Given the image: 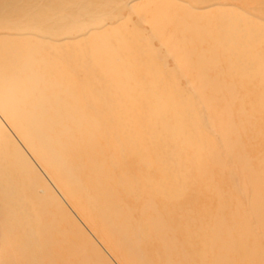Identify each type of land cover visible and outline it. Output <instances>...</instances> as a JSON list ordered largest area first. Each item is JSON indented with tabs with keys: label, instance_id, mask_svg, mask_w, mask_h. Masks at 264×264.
<instances>
[{
	"label": "bare ground",
	"instance_id": "1",
	"mask_svg": "<svg viewBox=\"0 0 264 264\" xmlns=\"http://www.w3.org/2000/svg\"><path fill=\"white\" fill-rule=\"evenodd\" d=\"M117 1L0 0V27H18L26 21L47 31L70 29L82 24L83 19L110 8ZM191 2L207 6L205 9L197 8ZM212 2H216V5H212ZM256 12L258 18L254 17ZM247 14L250 16H246ZM138 15L140 18H152L155 34L160 38L166 36L162 32L167 27L176 33L188 32L190 40L186 43V49L189 54L198 50V43L205 40L210 45V50H206L207 55L218 54L220 60L222 56V69L230 73L251 71L258 74L263 83L252 89L256 99L264 100V0H175L170 5L163 3L153 8L139 9ZM105 44H109L108 37L103 36L93 40L91 46L99 49ZM43 49L37 43L19 47L15 43L0 42V58L6 59L1 64L9 71L34 73L37 68L47 72L54 71L52 69L56 58L52 50ZM192 58L187 57L186 60ZM197 61L199 63L202 59ZM111 67L116 70L114 73L120 75L117 71L121 67L117 51L114 52ZM20 75H10L8 83L11 85L6 88L5 100L8 99L12 111L6 114L0 110V126L7 130L6 138L0 137V239L10 237L9 249L13 252V258H6L4 261L8 264H264V161L261 164H251L253 152L251 149L248 152L245 143L229 129L234 125L231 110L218 117L217 126L223 131L227 144L238 145L233 155H230L243 173L241 194L231 187L222 170H209L212 165L209 166L205 161L206 153L211 151L212 162L217 164L223 162L220 152L199 145V149H191L185 154L187 160L197 159L201 164V168L195 173L198 186L190 197L174 198L172 201L176 204L170 210L162 212L145 183L140 182L128 196L115 180H108L107 185L93 186L90 196V206L98 210L97 214L88 216L91 222L97 220L99 227L94 228L81 216L85 203L76 189L60 176L61 181L51 188L50 182L48 184L43 180L34 168V164L43 162L39 152L48 156L58 174L60 170L57 169L61 168L62 163L60 164L61 158L56 153H49L42 138L40 141L35 134V119L25 118L26 114L22 115L21 112L23 108L11 98L14 91L19 92L24 107L31 95L36 94L40 98L36 101L41 103L42 112L47 108L43 90L28 86V80L22 79ZM38 77L43 82L42 72ZM218 77L215 89L204 94L206 104L209 107L217 104L231 107L230 104L237 99L236 90L229 86L234 83L233 77L228 78L225 74H219ZM113 86L115 92L110 96L115 94L113 99L118 106H123L120 103L122 99L137 98L129 95V89L136 91V95L149 91L142 88L141 84L131 81L128 76H121L117 82L113 81ZM85 88L88 90V86ZM225 89L231 92L224 93ZM152 90L154 94L159 93L157 89ZM166 98L165 96L162 103L154 98L155 101L148 107L150 110L153 108V115L164 111ZM70 103L73 108L68 105L66 110L74 118L82 108L83 98ZM171 103L175 107L173 98ZM247 103L254 104L255 101L249 100ZM141 108L140 100L122 112L130 115L129 120L132 122L129 131L142 142L140 149L143 151L148 140L159 136V133L155 128L149 129L155 120L153 117H144V109ZM116 110L117 108L104 111L105 114L115 116ZM42 112L40 118L43 117ZM176 113L175 111L174 115ZM8 116L13 118L12 122ZM74 122L84 135L92 137L94 131L85 122ZM18 125L23 133L29 134V129L32 130L31 135L34 134L33 138L39 142L38 149L24 142L22 132L16 131L15 126ZM262 125L264 124H257L259 128ZM145 127L150 130L149 134L144 131ZM188 134L199 136L198 131ZM13 135L18 142L12 143L10 139ZM160 138L162 139V134ZM62 139L61 144L69 141L77 149L82 147L83 151L85 148L83 141H80L83 139L80 133L79 137H75L67 131ZM77 139L79 142H76ZM188 139L185 134L180 136V140ZM88 142L93 149L99 144L97 136ZM248 142V147L255 146L261 139L253 138ZM114 151L117 152V148L114 147ZM115 157L119 158L118 155ZM130 158V167L134 171H151L147 167L150 163L163 164L156 156L146 159L135 154ZM109 162L110 164L103 159L104 171L106 166L111 165V161ZM97 163L102 165L101 162ZM64 171L70 173L66 167ZM107 172L113 173V170L107 168ZM37 188L42 189L36 193ZM72 211L76 212V216L71 214ZM79 217L85 221L84 228L81 227ZM46 219L50 220L47 224L55 225L57 222L60 226L57 235H54L51 254L47 249L51 237L44 229ZM29 229L30 232H21Z\"/></svg>",
	"mask_w": 264,
	"mask_h": 264
},
{
	"label": "rangeland",
	"instance_id": "2",
	"mask_svg": "<svg viewBox=\"0 0 264 264\" xmlns=\"http://www.w3.org/2000/svg\"><path fill=\"white\" fill-rule=\"evenodd\" d=\"M173 1L175 0H118L110 8L95 13L88 19H83V23L77 27L65 30L47 31L26 21L18 27H0V42L15 43L19 47L37 43L44 48L43 50H52L56 58L52 69L54 71L47 72L37 68L34 73L22 72V70L9 71L2 66L6 59L0 58V110L6 114L12 111L9 108L8 99L5 100L6 88L11 85L8 83L10 75L21 74L22 79L28 80V86L36 87L35 90H43L44 103L47 105L43 112L41 103L36 101V99L40 100L36 94L31 95L28 104L24 107L21 94L17 91L11 94V98L16 101L15 104L23 108L22 115L26 114L25 118L35 119L37 128L35 134L40 141L42 138L49 153L52 155L56 153L61 158L62 166L57 169L60 170L59 174L48 160V156L41 152L39 155L42 156L43 162L34 164V168L43 180L50 182L51 188L61 181L59 176L66 179L85 203L81 209L82 218L94 228L99 227L98 222L97 220L91 222L88 216L97 214L98 210L90 206V196L93 193V186L107 185L108 180H115L119 188L128 196L140 182L145 183L148 192L158 203L162 212L170 210L176 204L172 201L174 198L190 197L198 186L195 173L201 168V164L197 159L187 160L185 154L191 149H199V145L220 152L223 162L217 164L212 162L211 151L206 153L205 161L209 166L212 165L209 170L212 172L222 170L231 187L236 193L241 194L243 173L230 155H233L238 145L227 144L223 131L218 128V117L222 113L231 110L234 115V125L229 129L245 143L248 152L250 149L253 152L250 158L251 164H261L264 161V125L261 126L262 128L257 126V124H264V100L256 99L252 89L255 85L262 84L263 80L251 71L230 73L222 69V56L220 60L218 54H206V50H210L208 41H200L198 50L189 54L186 49V43L190 40L188 32L176 33L167 27L168 29L162 32V35L166 36L160 38L155 34L152 18L149 16L140 18L138 15L139 9L153 8L163 3L170 5ZM182 1L185 2V0ZM192 4L202 9L207 6V4L198 6L194 2ZM212 5H216V2H212ZM255 14L254 17L258 18L257 12ZM262 20L264 21V18ZM103 36L108 37L109 44L99 49L91 46L93 40ZM177 49L180 50L177 51ZM115 51L121 63L120 69L117 70L120 75L114 73L116 70L111 67ZM187 57L193 58L187 61ZM200 58L202 61L198 63L197 59ZM39 70L43 73V82L39 80ZM219 74H225L228 78L233 77L234 83H230L229 86L236 90L237 99L230 104L231 107L225 104L209 107L206 104L204 94L208 90L215 89ZM121 76H128L131 81L136 82L137 85L141 84L142 88L149 91H143L139 96L136 95V91L129 89L131 94L129 91L126 93L137 98L122 99L120 103L123 106H118L113 99L115 94L112 96L110 94L115 92L113 81L117 82ZM152 89L159 90V93L154 94ZM229 92H231L229 89H225L224 93ZM165 96L167 97L166 108L153 115V108L150 110L148 107L156 99L162 103ZM262 96L264 97V93ZM170 97L176 102L175 107ZM77 98H83V104L81 110L72 118L66 109L68 105L73 108L70 102ZM140 100L144 117L148 119L153 117L155 120L149 129L155 128L159 133V136L148 140L143 151L140 149L142 142L140 143L129 131L132 122L129 120L130 115L122 112ZM249 100L255 103H247ZM115 108H117V115L105 114L104 110ZM175 111L176 115H174ZM40 112L43 114L41 118ZM8 119L10 122L13 120L11 116H8ZM74 120L85 122L86 126L94 131L92 137L84 135ZM15 128L16 131L22 132L21 126L18 125ZM3 129L0 126V137L6 138L7 130L4 126ZM149 129L145 127L144 131L149 134ZM31 131L29 129V134L22 132L21 138L29 143L30 147L38 149L39 142L33 138L34 134L31 135ZM67 131L75 137H79L80 133L85 140H80L85 147L83 151L82 147L77 149L76 145L69 141L61 144L60 141L63 140ZM196 131L199 132V136L188 134V132ZM182 134L187 135L189 139L180 140ZM96 136L99 144L93 149L88 141ZM123 138H125L124 141ZM253 138H260L261 142L248 147V140ZM79 139L76 142H79ZM10 140L12 143L18 142L14 135ZM114 147L117 148V152L114 151ZM135 154H140L146 159L156 156L163 161V164L150 163L147 167L149 166L151 171L143 169L134 171L130 167L129 160ZM117 155L119 158L115 157ZM103 159L109 164L111 161V165L105 167L106 171L102 167ZM97 162H101L102 165H98L100 163ZM41 165L43 167H40ZM64 167L68 168L70 173H66ZM107 168L113 170L114 174L108 173ZM41 189L37 188L36 193ZM91 203L94 204V201L91 200ZM71 214L76 216V212L72 211ZM82 218L79 217V222L84 228L85 221ZM48 221L50 220L44 221V229L51 237L47 246L51 254L54 235H57L60 226L57 222L55 225L47 224ZM21 232L27 233L30 229ZM2 238L0 239V263L8 264L4 259L13 258V252L9 249L11 240L10 237ZM3 248L8 250L4 251ZM53 259L56 261L54 256Z\"/></svg>",
	"mask_w": 264,
	"mask_h": 264
}]
</instances>
